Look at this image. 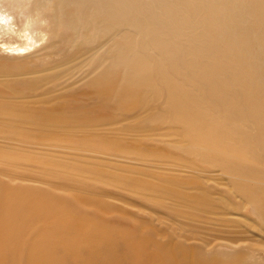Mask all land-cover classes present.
<instances>
[{
  "label": "bare ground",
  "instance_id": "obj_1",
  "mask_svg": "<svg viewBox=\"0 0 264 264\" xmlns=\"http://www.w3.org/2000/svg\"><path fill=\"white\" fill-rule=\"evenodd\" d=\"M258 161L264 0H0V264H264Z\"/></svg>",
  "mask_w": 264,
  "mask_h": 264
},
{
  "label": "rangeland",
  "instance_id": "obj_2",
  "mask_svg": "<svg viewBox=\"0 0 264 264\" xmlns=\"http://www.w3.org/2000/svg\"><path fill=\"white\" fill-rule=\"evenodd\" d=\"M23 136H24V138H25V140H29L30 138H34L35 136H36V134H34V133H24L23 134ZM258 165L262 168V169H264V164L261 162V161H258ZM209 230H204L203 231V234L205 235V236H209ZM226 235H228V234H225V236ZM48 244V243H47ZM45 245L44 247H42L41 249H39L38 250V252L39 253H42V255H38V253L37 254H35L36 252H32V250H31V252L28 250V252H29V256L27 257V259H25L21 264H37L38 263V261L39 260H41V259H39V257H41V256H43V255H45L44 253H48L49 252V248H53V246H52V244H49V246L48 245ZM52 246V247H51ZM42 251H44V252H42ZM58 253V254H57ZM62 253H63V251L62 250H57L56 251V253L54 254V255H50L49 257L48 256H44L43 258H42V262L44 261V260H46V261H44L45 262V264H58V261H59V259L61 258L60 256L62 255ZM60 255V256H59ZM54 256V257H53ZM46 257V258H45ZM49 258V259H48ZM44 259V260H43ZM55 259V260H54ZM53 260V261H52ZM56 263H55V262ZM99 261V260H98ZM43 262V263H44ZM100 262V261H99ZM98 262V263H99ZM102 264H106V262H107V257H104V255L102 256ZM39 264V263H38Z\"/></svg>",
  "mask_w": 264,
  "mask_h": 264
}]
</instances>
